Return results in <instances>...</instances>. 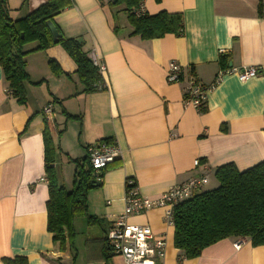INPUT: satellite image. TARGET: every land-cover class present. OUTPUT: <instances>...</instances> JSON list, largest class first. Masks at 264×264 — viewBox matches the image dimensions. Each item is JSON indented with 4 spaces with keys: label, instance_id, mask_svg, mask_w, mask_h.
<instances>
[{
    "label": "crops",
    "instance_id": "obj_1",
    "mask_svg": "<svg viewBox=\"0 0 264 264\" xmlns=\"http://www.w3.org/2000/svg\"><path fill=\"white\" fill-rule=\"evenodd\" d=\"M45 1L7 0L9 16L19 19ZM110 1L72 0L54 17L64 37L81 38L82 50L105 64L103 88L83 92L75 62L58 44L25 55L24 103L12 96L0 66V264L16 256L27 264H73V256L75 264H124L113 253L105 261L97 241L88 248L83 240L87 256L79 261L76 237L72 249L65 244L61 250L53 241L47 230L45 129L56 148L57 183L67 190L74 177L71 159L85 158L87 145L111 139L120 150L114 160L118 164L106 168L102 183L87 192V213L101 223L91 226L103 234L96 232L86 241L101 238L123 210L127 177L142 195L157 198L199 175L214 183L215 169L222 164L232 162L244 170L264 161V19L257 17L258 0H143L151 15H182V34L152 39L132 35L127 15L117 27ZM35 46L31 42L23 49ZM220 54L228 55L224 68ZM50 59L60 74L52 72ZM172 60L205 84L221 69L253 66L257 73L246 80L224 75L207 93L201 113L184 101L183 82L166 81ZM49 102L52 115L46 120L42 108ZM196 159L199 165H194ZM163 214L164 208L155 207L128 219L164 236L159 264H264V245L232 237L206 247L198 257L181 259L173 225L165 224Z\"/></svg>",
    "mask_w": 264,
    "mask_h": 264
},
{
    "label": "trees",
    "instance_id": "obj_2",
    "mask_svg": "<svg viewBox=\"0 0 264 264\" xmlns=\"http://www.w3.org/2000/svg\"><path fill=\"white\" fill-rule=\"evenodd\" d=\"M140 1L109 2L110 5H121L125 10L132 27V35L152 39L160 38L167 33L176 36L182 34L180 13L159 11L151 15L145 11L137 16L133 10ZM72 4V0H46L23 17L12 19L9 16L7 0H0V66L12 96L19 103L25 102L24 83L28 80L25 55L57 44L61 45L75 62L83 92H93L104 87L103 76L97 66L93 65L89 55L82 50L81 43L74 38L64 37L54 23V17ZM256 13L257 17L264 19V0H258ZM47 20L54 23L60 34L56 42L52 40L46 27ZM31 42L36 43L32 50L23 49L24 45ZM227 56L219 55L218 63L221 68L225 67ZM48 62L53 73L56 75L61 73L54 60L50 59ZM205 111L206 107L203 105L199 112ZM221 129L224 130V127ZM102 140L112 142L111 139ZM43 141L44 171L48 184L47 230L52 233L53 241L59 242L61 250L65 248V244L72 249L76 235L73 221L77 216H84L88 225L101 226L97 216L87 213V192L95 187L92 182H98L100 185L105 169L117 165L118 161L108 164L95 175L87 154L83 159H71L75 164L74 177L72 188L67 190L57 183L55 177L56 148L47 129L43 133ZM214 178L217 183L214 188L203 189L173 207V244L182 252L181 259L198 257L206 247L225 238H248L252 246L264 245V161H259L244 170H238L232 162L222 164L215 169ZM109 226L104 229L105 234L101 238L87 240L85 243L86 245L89 242L88 248L92 241L100 243L105 261L112 253L106 238ZM5 261L8 264H27L25 258L18 256Z\"/></svg>",
    "mask_w": 264,
    "mask_h": 264
},
{
    "label": "built area",
    "instance_id": "obj_3",
    "mask_svg": "<svg viewBox=\"0 0 264 264\" xmlns=\"http://www.w3.org/2000/svg\"><path fill=\"white\" fill-rule=\"evenodd\" d=\"M135 15L145 12L143 0L133 10ZM89 57L93 65L97 66L99 73L103 76L106 66L91 53ZM235 73L240 80H246L257 73L253 66L221 69L217 72L215 80L205 84L197 79L192 73L177 63L170 61L165 79L169 83L183 82V97L187 104H191L198 111L205 104L209 90L221 80L226 74ZM44 118L49 120L52 115V103H47L42 108ZM86 154L97 175L103 168L113 162L120 154V150L114 141L100 140L86 146ZM194 165H199V160H194ZM99 179V178H98ZM208 182L205 175L192 177L184 182L176 183L163 191L157 198H149L140 193L134 180L125 178L124 208L111 222L106 233V238L111 251L121 256L124 264H159L165 255V239L160 233H155L147 224L129 222V215H137L150 208H164L163 219L165 224L172 225L173 207L177 203L191 197L193 194L203 190ZM240 247V240L235 243Z\"/></svg>",
    "mask_w": 264,
    "mask_h": 264
},
{
    "label": "rangeland",
    "instance_id": "obj_4",
    "mask_svg": "<svg viewBox=\"0 0 264 264\" xmlns=\"http://www.w3.org/2000/svg\"><path fill=\"white\" fill-rule=\"evenodd\" d=\"M112 10H113L114 15H115V20H116V23H117V27H119L120 25H123V20L125 19V16H126L125 10H123V8H122L121 5L115 6V8H113ZM57 175L59 177V172L58 171H57V174L55 175V177ZM206 177H207L208 182L204 185V188L203 189L205 190V189H212V188H214V186L216 185V181L214 180V183H213V179L208 178V176H206ZM94 188H96V186ZM131 216H133V215L130 214L129 215V218ZM75 219L77 220V222L75 223V232H76V235H75V237H76V240H75V250H76V253H77V260L78 259L81 260L83 257H86L87 256L86 255V251H82V249H81V247H83L82 246L83 240H84L83 243H85L86 242L85 239L87 237H92V236H94V234L96 232H99V231H100V234L101 235L103 233H102V229L100 227L98 229L97 226L88 225L87 224V220L85 219L84 216H77Z\"/></svg>",
    "mask_w": 264,
    "mask_h": 264
},
{
    "label": "water",
    "instance_id": "obj_5",
    "mask_svg": "<svg viewBox=\"0 0 264 264\" xmlns=\"http://www.w3.org/2000/svg\"><path fill=\"white\" fill-rule=\"evenodd\" d=\"M46 27L48 28L50 34H51V37H52V40L54 42H56L60 36L56 26L54 25V23L51 21V20H47L46 21ZM77 42L81 43L82 42V39L81 38H77L76 39ZM230 65V64H229ZM93 186H99V183L96 182V183H91Z\"/></svg>",
    "mask_w": 264,
    "mask_h": 264
}]
</instances>
